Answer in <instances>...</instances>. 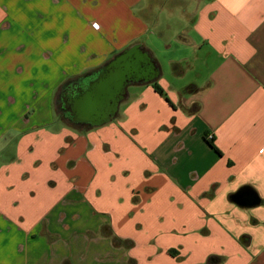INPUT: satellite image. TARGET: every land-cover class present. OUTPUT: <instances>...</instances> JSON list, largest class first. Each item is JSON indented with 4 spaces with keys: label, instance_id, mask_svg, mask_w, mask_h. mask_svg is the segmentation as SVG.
Wrapping results in <instances>:
<instances>
[{
    "label": "crops",
    "instance_id": "0c3cea01",
    "mask_svg": "<svg viewBox=\"0 0 264 264\" xmlns=\"http://www.w3.org/2000/svg\"><path fill=\"white\" fill-rule=\"evenodd\" d=\"M126 51L150 78L70 121ZM163 263L264 264V0H0V264Z\"/></svg>",
    "mask_w": 264,
    "mask_h": 264
},
{
    "label": "water",
    "instance_id": "95a60500",
    "mask_svg": "<svg viewBox=\"0 0 264 264\" xmlns=\"http://www.w3.org/2000/svg\"><path fill=\"white\" fill-rule=\"evenodd\" d=\"M120 59L124 60V63L116 72L91 85L89 90L74 103L73 112L78 114L80 119L90 121L93 125H101L115 117L132 72L144 61L143 55H137L134 60L131 51L123 53L119 57ZM242 191L249 192L250 201L255 199V195L250 189L246 188ZM235 198L238 203L246 204L242 192L236 194ZM255 202L257 203L258 199Z\"/></svg>",
    "mask_w": 264,
    "mask_h": 264
},
{
    "label": "flooded vegetation",
    "instance_id": "af4514ba",
    "mask_svg": "<svg viewBox=\"0 0 264 264\" xmlns=\"http://www.w3.org/2000/svg\"><path fill=\"white\" fill-rule=\"evenodd\" d=\"M123 63L124 60H119V56H116L102 67L94 70L91 75H87L84 78L63 87V90L60 93V109L70 118V121L87 127L93 125L90 121L80 119V116L73 112L74 103L80 99L87 90H89L91 85L111 76L112 73L116 72ZM151 69V61L147 57H144V61H142L137 69L132 72L127 87L131 83L140 79L150 78L152 75ZM122 95L123 98L126 97V89Z\"/></svg>",
    "mask_w": 264,
    "mask_h": 264
},
{
    "label": "rangeland",
    "instance_id": "374dc122",
    "mask_svg": "<svg viewBox=\"0 0 264 264\" xmlns=\"http://www.w3.org/2000/svg\"><path fill=\"white\" fill-rule=\"evenodd\" d=\"M87 1V0H86ZM65 14V12L64 11H62V15H64ZM96 16H98L96 13H94ZM162 21L164 22V21H168V18L167 17H162ZM166 38H172V37H166ZM162 60H164V59H162ZM166 77H168V78H173L174 77V75L173 74H171V73H167L166 75H165ZM197 77V75H195V72L194 71H189V72H187L186 74H185V76L184 77H182V80H181V82L183 83V84H186V83H188V81H190V80H192V79H195ZM72 124V123H71ZM10 159V157H8V160ZM164 264V263H163Z\"/></svg>",
    "mask_w": 264,
    "mask_h": 264
}]
</instances>
